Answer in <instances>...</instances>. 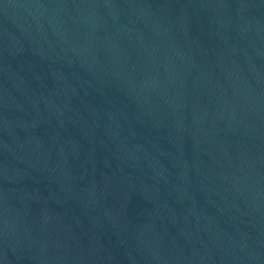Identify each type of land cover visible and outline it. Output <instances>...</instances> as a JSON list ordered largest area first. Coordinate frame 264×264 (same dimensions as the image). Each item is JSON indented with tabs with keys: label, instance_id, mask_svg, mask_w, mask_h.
Instances as JSON below:
<instances>
[{
	"label": "water",
	"instance_id": "obj_1",
	"mask_svg": "<svg viewBox=\"0 0 264 264\" xmlns=\"http://www.w3.org/2000/svg\"><path fill=\"white\" fill-rule=\"evenodd\" d=\"M0 264H264V0H0Z\"/></svg>",
	"mask_w": 264,
	"mask_h": 264
}]
</instances>
